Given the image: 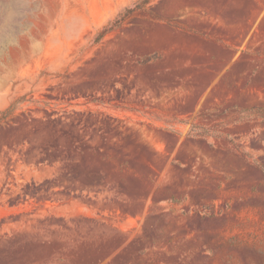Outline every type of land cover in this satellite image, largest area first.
<instances>
[{
  "label": "rangeland",
  "instance_id": "rangeland-1",
  "mask_svg": "<svg viewBox=\"0 0 264 264\" xmlns=\"http://www.w3.org/2000/svg\"><path fill=\"white\" fill-rule=\"evenodd\" d=\"M0 264H264V0H0Z\"/></svg>",
  "mask_w": 264,
  "mask_h": 264
}]
</instances>
